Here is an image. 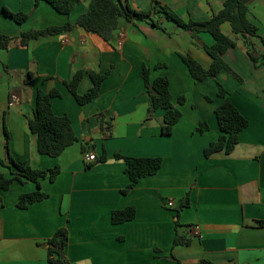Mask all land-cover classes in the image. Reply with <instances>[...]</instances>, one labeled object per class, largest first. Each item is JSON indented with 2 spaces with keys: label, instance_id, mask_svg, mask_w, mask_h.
<instances>
[{
  "label": "crops",
  "instance_id": "0c3cea01",
  "mask_svg": "<svg viewBox=\"0 0 264 264\" xmlns=\"http://www.w3.org/2000/svg\"><path fill=\"white\" fill-rule=\"evenodd\" d=\"M90 1L80 0L68 17L44 1L36 6V0H0V35L18 38L30 30L75 24ZM120 1L138 12L152 11L158 2L189 23L211 20L227 0ZM248 9L249 20L264 36V0H248ZM5 10L30 17L20 25ZM152 19L157 27L121 19L112 43L75 27L27 47L16 41L0 50L1 160L7 164L11 155L36 170L60 169L54 183L41 181L48 199L27 209L17 205L21 195L37 191L34 183L16 182L0 193V264H49L46 243L61 228L69 232V264H264V47L248 36L259 59L252 61L246 39L223 24V34L235 42L224 60L240 80L222 71L216 79L196 82L181 56L209 69L213 59L204 46H212L214 38L209 33L193 38L162 13ZM144 68L151 81L168 78L172 103L182 112L170 136L162 134L165 112L149 115ZM79 72L84 73L80 96L93 87L90 73H109L99 97L83 106L65 85ZM219 84L249 126L231 154L206 158L205 149L221 135ZM39 89L59 92L53 112L71 120L78 139L57 158L38 153L37 136L28 126ZM14 95L19 102L10 106ZM201 123L209 127L203 134L197 132ZM83 148L97 159L105 152L108 161L88 169ZM115 154L161 158L162 168L123 194L129 177ZM0 173L10 176L2 165ZM188 196L190 206L180 212L177 228V210ZM129 207L136 209L135 219L114 225L112 213ZM195 226L199 237L190 232ZM177 232L187 245H174Z\"/></svg>",
  "mask_w": 264,
  "mask_h": 264
},
{
  "label": "trees",
  "instance_id": "16d2710c",
  "mask_svg": "<svg viewBox=\"0 0 264 264\" xmlns=\"http://www.w3.org/2000/svg\"><path fill=\"white\" fill-rule=\"evenodd\" d=\"M43 1L51 5L58 13L68 17L80 3V0H36V6ZM155 13L166 15L170 21L174 22L184 31L189 32L193 38L198 39L201 33H209L214 38L215 43L212 46H204L205 51L213 59V63L209 69H205L199 62L190 57L181 56L183 62L188 66L192 78L196 82H205L209 78L216 79L222 71H228L240 80L224 60V55L228 50L235 47V42L223 34L221 29L223 24L229 23L235 34L246 39L250 46L249 55L252 61L257 63L259 59L255 56L254 50L247 40L248 36L259 39L264 47V36L259 33V28L248 18V0H227L224 8L211 20L204 22L190 21L189 23L182 21L170 8L163 7L158 2H155L152 11L138 12L128 5H123L120 0H91L87 11L80 16L75 24L69 21L61 27L52 26L44 30H30L23 32L18 38L0 35V50H7L16 41H20L21 47H27L33 40L63 35L71 32L75 27H80L87 32L94 33L105 42L112 43L116 31L120 27L121 19L129 22L150 21L152 25L157 27L158 25L152 19ZM5 14L20 25L26 23L30 17L25 13H12L8 10H5ZM158 67H163V65ZM83 76L84 73L79 72L72 81L65 83L68 90L76 98L78 104L82 106L91 103L99 97L102 84L108 78L109 73L105 75L90 73L93 87L88 93L80 96L77 93V88ZM143 79L150 96L149 115H153L158 110H163L165 114L162 134L164 136H170L172 135L174 127L181 120L182 112L172 103L169 80L167 77H158L154 81H151L150 70L148 68H144ZM57 97H60L58 91L53 90L46 93L39 89L37 92L35 114L28 122L30 132L37 136L38 153L52 158L59 157L67 148L78 141L71 120L67 116L57 117L53 112L52 100ZM218 97L221 99V102L216 109V117L221 135L217 141L212 142L205 149L204 155L206 158H210L214 154L221 152L227 155L231 154L239 143L240 134L249 126L248 120L233 105L228 92L221 84H219ZM207 100L212 102V99L209 97H207ZM184 102V97L179 99L180 105ZM101 119L102 121L104 120L103 117ZM104 126H102V130H105ZM208 129L209 127L206 123H201L197 132L203 134ZM83 152L84 154L87 153L85 148H83ZM113 157L116 161H123L126 165L129 184L123 191V194H128L133 190L141 179L156 175L162 168L163 163L161 158H133L121 154H115ZM106 161H108V155L104 152L103 156L97 159L94 164L105 163ZM0 165L6 168L10 175L8 177L6 174L0 173V193L2 191H8L16 182L22 185L30 182L37 186V191L20 196L17 205L20 209H27L29 205L48 199V194L42 191L41 181L49 179L51 183H54L60 174L59 168L36 170L31 168L26 162L15 160L11 155L9 156L7 164L0 158ZM90 167L88 165L87 168L90 169ZM189 206L190 199L188 196L182 202L179 210H177V228H180V212ZM135 217L136 209L129 207L122 211H114L112 213V223L114 225L127 223L134 220ZM260 225L264 226V223H260ZM68 243L69 232L66 228L59 229L47 241L46 246L49 264H69L66 256ZM188 243L177 232L174 245H187ZM200 264L211 263L202 261Z\"/></svg>",
  "mask_w": 264,
  "mask_h": 264
},
{
  "label": "built area",
  "instance_id": "2783aa9c",
  "mask_svg": "<svg viewBox=\"0 0 264 264\" xmlns=\"http://www.w3.org/2000/svg\"><path fill=\"white\" fill-rule=\"evenodd\" d=\"M119 45H122V43L120 42ZM19 102V98L17 96H12L11 98V102H10V106H14L15 104H17ZM84 159L86 164L90 165L92 163H94L97 160V157L95 154H91V153H87L84 155ZM167 206L169 208H174L175 204L173 202H169L167 204ZM191 234L193 236L199 237L200 236V228L198 226L192 227L190 230Z\"/></svg>",
  "mask_w": 264,
  "mask_h": 264
}]
</instances>
